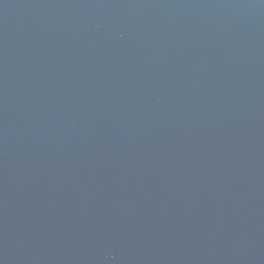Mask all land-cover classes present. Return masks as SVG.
<instances>
[{
    "label": "water",
    "instance_id": "obj_1",
    "mask_svg": "<svg viewBox=\"0 0 264 264\" xmlns=\"http://www.w3.org/2000/svg\"><path fill=\"white\" fill-rule=\"evenodd\" d=\"M0 264H264V0H0Z\"/></svg>",
    "mask_w": 264,
    "mask_h": 264
}]
</instances>
